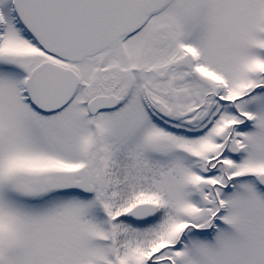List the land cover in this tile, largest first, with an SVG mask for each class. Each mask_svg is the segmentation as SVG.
<instances>
[{
  "label": "snow or ice",
  "instance_id": "obj_1",
  "mask_svg": "<svg viewBox=\"0 0 264 264\" xmlns=\"http://www.w3.org/2000/svg\"><path fill=\"white\" fill-rule=\"evenodd\" d=\"M0 264H264V0H0Z\"/></svg>",
  "mask_w": 264,
  "mask_h": 264
}]
</instances>
